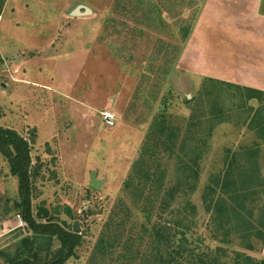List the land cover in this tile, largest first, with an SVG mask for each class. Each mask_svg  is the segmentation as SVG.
<instances>
[{"label":"rangeland","instance_id":"obj_1","mask_svg":"<svg viewBox=\"0 0 264 264\" xmlns=\"http://www.w3.org/2000/svg\"><path fill=\"white\" fill-rule=\"evenodd\" d=\"M205 2L0 0V129L27 141L32 170L38 168L32 177V216L36 219L39 209L46 210L50 222L64 229L74 225L81 233V245L64 264L152 263V245L146 235L141 237L144 219L139 211L150 208L152 222L166 223L167 216L160 207L162 195L141 182L143 177L133 180L132 173L139 158L148 162L153 152L150 128L155 116L164 115L183 135L196 132L194 138L206 142L200 182L191 196L196 216L191 217L189 236H204L211 248L219 245L210 241V216L200 194L210 173L222 170L227 151L231 157L259 150L250 161L242 158L249 168L243 177L250 184L253 169V180L264 183V132L257 128L264 111L256 115L259 102L243 105L234 89L213 88L198 74L197 65L190 66L192 54L183 61ZM76 8L90 13L72 16ZM214 103L221 115L210 113ZM103 111L115 115L113 127L103 123ZM188 123L195 131H188ZM2 146L15 155L12 146ZM2 154L0 149V252L14 254L18 243L40 236L13 210L19 180ZM91 174L101 182L98 191L89 186ZM233 176L238 178L237 171ZM163 184L174 187L175 175L168 173ZM249 195L247 204L258 197L264 201L260 189L254 187ZM49 221L36 219L39 224ZM108 228V236L121 238L103 254L95 247ZM127 236L132 243L125 245ZM240 238L233 235L230 243L220 245L264 259V242L251 237L253 250L247 251ZM59 249L53 239L50 252Z\"/></svg>","mask_w":264,"mask_h":264},{"label":"trees","instance_id":"obj_2","mask_svg":"<svg viewBox=\"0 0 264 264\" xmlns=\"http://www.w3.org/2000/svg\"><path fill=\"white\" fill-rule=\"evenodd\" d=\"M204 81L211 83L213 88L217 86L215 84H218V86L234 89L243 105H247L246 103L252 99L257 100L259 108L256 110L258 111L256 115L262 114L264 111V92L210 78H205ZM213 112L214 114L218 112L221 115L222 109L214 103L210 113ZM212 127L213 123L210 128ZM257 128L264 132V121H260ZM195 129L196 127L192 123L188 125V131H195ZM150 130L153 152L148 162L139 158L133 167L132 178L136 180L137 177H143L141 182L146 186H152L158 194L162 195L163 200L160 207L163 214L167 216L165 218L167 222H152L150 208H142L139 211L144 219V223L141 224V230L144 233L141 237L144 238L146 235L145 237H148L152 245V263H147L264 264V259L257 260L242 251L228 250L220 245L230 243L233 235L241 237L240 239L244 242L242 247L247 251L253 250L249 244L251 237L261 241V245L264 242V201L261 203V198L259 200L258 197L251 205L247 204L248 201L251 202L250 198L252 197L249 195V191L254 187L260 189V192L264 191V183L257 184L253 180L255 176L253 169L249 175L251 178H247L251 185L244 181L246 177L243 176L248 175L249 168L241 163L242 158L249 159V161L256 158L260 151L251 150L245 155L233 153L231 157V152L227 151L222 170L210 173L201 191L200 201L205 213L210 216V227H212L213 234L210 241L219 243L215 248H211L208 243L205 244L204 236L188 235V232L194 229L191 226L194 224L191 217L194 219L196 216V207L191 201V196L195 193L200 182V163L207 153L206 142H202L197 137L194 138L196 132L188 136L183 135L180 128L171 125L170 120L166 119L164 115L155 116ZM3 144L12 146L15 155L8 148H4ZM0 149L8 161L12 175L17 176L19 180V201L14 204L13 210L21 213L22 220L36 237L40 236L34 242L23 240L18 243L14 254L7 251L0 252L3 264H64L74 256V250L81 245L82 236L79 229L74 225L70 226V224L66 226L65 222L62 225L67 229L50 222L47 211L43 209L38 210L37 218L49 222L46 224L36 222L37 218L35 219L31 213V188L33 173L38 168L32 170L29 145L15 132L0 129ZM156 150L159 151L155 153ZM139 164L140 166H138ZM152 165L156 167V171L152 170ZM170 166L172 171L169 169ZM236 171L238 178L233 176ZM168 173L175 175L177 184L174 187L172 185L167 187L163 184ZM128 185V183L125 184V187L127 188ZM255 195L257 193H254ZM168 209H170L169 213H165ZM110 231L108 228L106 235L104 233V236H101L96 244V251H102L103 254L108 253L110 249L114 248L113 240L121 238L116 233L108 236L107 232L110 233ZM128 237L125 238V245L132 243ZM53 239L60 243V249L55 253L50 252ZM42 254H45L44 258H42Z\"/></svg>","mask_w":264,"mask_h":264},{"label":"crops","instance_id":"obj_3","mask_svg":"<svg viewBox=\"0 0 264 264\" xmlns=\"http://www.w3.org/2000/svg\"><path fill=\"white\" fill-rule=\"evenodd\" d=\"M187 43L201 77L264 92V0H206Z\"/></svg>","mask_w":264,"mask_h":264},{"label":"water","instance_id":"obj_4","mask_svg":"<svg viewBox=\"0 0 264 264\" xmlns=\"http://www.w3.org/2000/svg\"><path fill=\"white\" fill-rule=\"evenodd\" d=\"M90 12L88 10H85L84 13L80 12V8H76L73 12H72V16H87ZM101 182H97L96 181V177L94 174L90 175V188L93 190L98 191L100 188Z\"/></svg>","mask_w":264,"mask_h":264},{"label":"built area","instance_id":"obj_5","mask_svg":"<svg viewBox=\"0 0 264 264\" xmlns=\"http://www.w3.org/2000/svg\"><path fill=\"white\" fill-rule=\"evenodd\" d=\"M101 118L105 126L109 128L113 127L116 121L115 115L110 111L101 112Z\"/></svg>","mask_w":264,"mask_h":264}]
</instances>
